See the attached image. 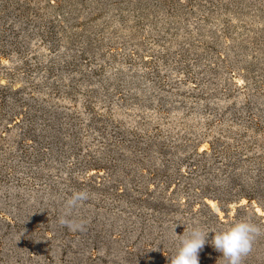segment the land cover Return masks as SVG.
<instances>
[{"label": "rangeland", "instance_id": "obj_1", "mask_svg": "<svg viewBox=\"0 0 264 264\" xmlns=\"http://www.w3.org/2000/svg\"><path fill=\"white\" fill-rule=\"evenodd\" d=\"M249 216L264 228V0H0V264H170L193 226Z\"/></svg>", "mask_w": 264, "mask_h": 264}, {"label": "clouds", "instance_id": "obj_2", "mask_svg": "<svg viewBox=\"0 0 264 264\" xmlns=\"http://www.w3.org/2000/svg\"><path fill=\"white\" fill-rule=\"evenodd\" d=\"M90 199L86 189L75 190L65 202L66 212L59 218V224L67 227L70 232L84 231L85 220L70 219L69 216L74 209L79 208L83 202ZM215 235L210 241L214 248L223 255L217 261L223 259L224 264H243L244 259L252 252L256 240L264 236V228L254 223L251 217L241 218L229 227L219 231L205 230L200 225H195L187 233L180 235L179 247L174 255L170 257V264H200L199 253L204 248L208 234Z\"/></svg>", "mask_w": 264, "mask_h": 264}]
</instances>
